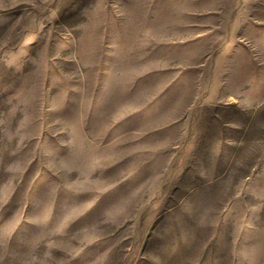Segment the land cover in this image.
I'll return each instance as SVG.
<instances>
[{"label":"rangeland","instance_id":"1","mask_svg":"<svg viewBox=\"0 0 264 264\" xmlns=\"http://www.w3.org/2000/svg\"><path fill=\"white\" fill-rule=\"evenodd\" d=\"M0 264H264V0H0Z\"/></svg>","mask_w":264,"mask_h":264}]
</instances>
